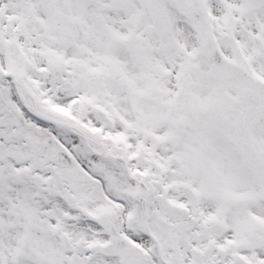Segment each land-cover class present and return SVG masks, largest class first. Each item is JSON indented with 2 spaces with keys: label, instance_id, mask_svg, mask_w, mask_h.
Instances as JSON below:
<instances>
[{
  "label": "rangeland",
  "instance_id": "1",
  "mask_svg": "<svg viewBox=\"0 0 264 264\" xmlns=\"http://www.w3.org/2000/svg\"><path fill=\"white\" fill-rule=\"evenodd\" d=\"M0 67V264H162L139 184L168 262L264 264V0H0Z\"/></svg>",
  "mask_w": 264,
  "mask_h": 264
},
{
  "label": "water",
  "instance_id": "2",
  "mask_svg": "<svg viewBox=\"0 0 264 264\" xmlns=\"http://www.w3.org/2000/svg\"><path fill=\"white\" fill-rule=\"evenodd\" d=\"M163 33H166L165 31H162ZM206 57L209 61H211L212 59H214L217 63H220L221 62V59L219 58L218 54H217V51L212 48L211 51L209 53L206 54ZM33 115L39 119V120H42V121H45V122H48V123H51V124H54V125H57V126H60V127H64V128H69V126L63 122H60V121H57L49 116H45V115H42L40 114L39 112L35 111L33 113ZM115 161L119 162L120 164L124 165L123 162L120 160V159H117V158H113ZM52 162L54 164H57L59 166H62V167H68L70 165V160L68 157H66L64 154L62 153H56V155L52 158ZM142 208H143V213H144V216H145V211H144V205L142 204ZM146 219L147 217L145 216V225H146ZM114 243L116 244V246L120 247L122 246V242L121 241H117L115 240ZM159 254H160V251L158 250ZM160 258L161 255H160ZM167 264V263H166Z\"/></svg>",
  "mask_w": 264,
  "mask_h": 264
},
{
  "label": "bare ground",
  "instance_id": "3",
  "mask_svg": "<svg viewBox=\"0 0 264 264\" xmlns=\"http://www.w3.org/2000/svg\"><path fill=\"white\" fill-rule=\"evenodd\" d=\"M6 99L8 104L18 112L19 117L25 123V125L30 127H38V125L27 114H25V112L22 109H20V107H18L15 96L11 92V90H8ZM71 142H73V140H71ZM73 144H75V142H73L72 145Z\"/></svg>",
  "mask_w": 264,
  "mask_h": 264
}]
</instances>
